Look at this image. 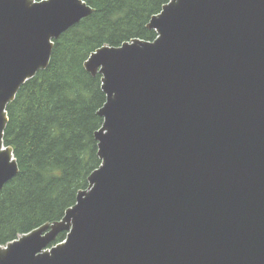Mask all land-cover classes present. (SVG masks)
Instances as JSON below:
<instances>
[{
	"label": "water",
	"instance_id": "obj_1",
	"mask_svg": "<svg viewBox=\"0 0 264 264\" xmlns=\"http://www.w3.org/2000/svg\"><path fill=\"white\" fill-rule=\"evenodd\" d=\"M94 12L0 0V192L19 173L7 106ZM146 28L153 41L84 62L105 96L100 165L61 220L0 244V264H264V0H170Z\"/></svg>",
	"mask_w": 264,
	"mask_h": 264
},
{
	"label": "trees",
	"instance_id": "obj_2",
	"mask_svg": "<svg viewBox=\"0 0 264 264\" xmlns=\"http://www.w3.org/2000/svg\"><path fill=\"white\" fill-rule=\"evenodd\" d=\"M95 12L54 42L50 64L7 106L4 144L12 147L19 173L0 192V244L62 219L97 169L94 133L105 96L101 77L83 64L102 46L132 39L153 41L146 28L170 0H85ZM58 235L52 246L61 243Z\"/></svg>",
	"mask_w": 264,
	"mask_h": 264
}]
</instances>
